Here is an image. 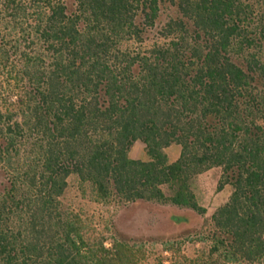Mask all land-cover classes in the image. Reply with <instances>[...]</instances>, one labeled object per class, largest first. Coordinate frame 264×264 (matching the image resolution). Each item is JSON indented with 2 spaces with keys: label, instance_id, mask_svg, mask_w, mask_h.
Masks as SVG:
<instances>
[{
  "label": "trees",
  "instance_id": "obj_1",
  "mask_svg": "<svg viewBox=\"0 0 264 264\" xmlns=\"http://www.w3.org/2000/svg\"><path fill=\"white\" fill-rule=\"evenodd\" d=\"M212 168L231 192L191 264H264V0H0V264H135L68 178L203 214Z\"/></svg>",
  "mask_w": 264,
  "mask_h": 264
},
{
  "label": "rangeland",
  "instance_id": "obj_2",
  "mask_svg": "<svg viewBox=\"0 0 264 264\" xmlns=\"http://www.w3.org/2000/svg\"><path fill=\"white\" fill-rule=\"evenodd\" d=\"M179 149L175 144L166 148L168 159L175 160ZM129 155L135 159L144 158V144L135 142ZM220 178L221 169L212 168L192 180V191L198 205L204 209L203 214L155 202L102 204L93 199L88 184H80L75 176L68 178L62 202L85 221L92 222L93 227L106 237L126 241L136 254L135 264H191L204 246L199 232L230 195L228 185L218 187ZM172 216L185 218V221L176 223Z\"/></svg>",
  "mask_w": 264,
  "mask_h": 264
},
{
  "label": "crops",
  "instance_id": "obj_3",
  "mask_svg": "<svg viewBox=\"0 0 264 264\" xmlns=\"http://www.w3.org/2000/svg\"><path fill=\"white\" fill-rule=\"evenodd\" d=\"M170 161H173V160H170Z\"/></svg>",
  "mask_w": 264,
  "mask_h": 264
}]
</instances>
